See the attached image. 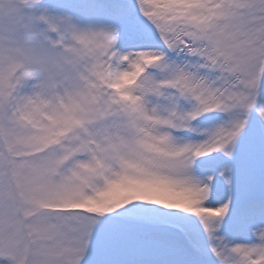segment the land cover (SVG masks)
Masks as SVG:
<instances>
[{
	"label": "snow or ice",
	"instance_id": "obj_1",
	"mask_svg": "<svg viewBox=\"0 0 264 264\" xmlns=\"http://www.w3.org/2000/svg\"><path fill=\"white\" fill-rule=\"evenodd\" d=\"M0 264H264V0H0Z\"/></svg>",
	"mask_w": 264,
	"mask_h": 264
}]
</instances>
